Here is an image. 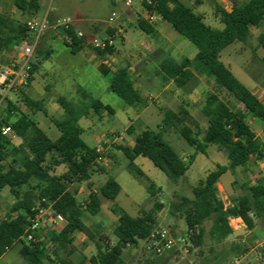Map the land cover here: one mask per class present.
I'll return each mask as SVG.
<instances>
[{"label":"trees","instance_id":"1","mask_svg":"<svg viewBox=\"0 0 264 264\" xmlns=\"http://www.w3.org/2000/svg\"><path fill=\"white\" fill-rule=\"evenodd\" d=\"M149 1L150 3L142 1L143 9L155 11L159 20L170 24L197 50L193 59L184 58L179 63L170 58L163 60L159 64L163 83L172 82L177 88H184L196 78V72L192 69L195 66L197 74L212 78L217 88L225 90L243 106V111L231 109L217 94L210 93L201 108L207 120L202 140H198L185 125V120L191 122L185 111L174 113L165 110L162 125L158 126L157 130L144 129L134 137L131 147L117 145V149L128 160V173L137 180L148 182L146 190L151 197H155L154 185L135 165L134 160L137 157L150 160L174 184L184 176L195 157H190L186 162L177 154L162 137L165 128L174 127L189 145L194 146L196 154H206L209 145L224 151L228 165H217L215 170L191 188L189 197L176 196L172 208L184 218L186 233L193 232L189 237L193 246L203 245V225L211 220L210 236L228 247L220 252V258L225 259L228 254L237 256L243 253L241 246L234 240L225 242V237L233 231L229 218L239 217L249 233L253 230L255 221L264 224V183L260 179H254L241 184L242 194L233 198L228 207H225L218 196L217 184L220 177L228 171L233 174L236 169H247L251 161H264L263 147L248 123V116L264 123V104L220 61V53L233 42L245 43L250 36V28L262 26L264 0H245L241 3L233 0L230 11L216 7L215 16L223 24L221 30L211 28L201 15L181 0ZM14 5L22 14L30 16L40 9L39 0H14ZM47 18L50 24L54 23L53 16L48 15ZM134 27L146 35H156L153 26L144 18H137ZM66 33L67 36L61 38L68 41L65 46L75 54L86 44L85 37L78 36L73 26L68 27ZM107 34L114 36V29H108ZM32 36L26 22L0 14V51L13 49L22 42H29ZM260 44L264 50L263 36L260 37ZM90 48L102 58L100 71L109 77V90L126 106L146 107L147 99L142 98L134 88L126 69L119 67L111 72L104 63V56L113 54L114 47L101 50L92 45ZM35 50L36 53L39 52L37 47ZM262 61L264 64V54ZM37 70L38 64L32 62L31 75ZM81 95L84 99L88 98L84 92H81ZM18 98L28 108L47 115L41 102L31 100L23 92ZM55 101L67 115V118L61 121L50 118L59 131V137L55 140H51L40 130L27 114L17 110L12 102L6 103L4 117L0 118V128L9 126L12 135L21 140L16 145L10 138L0 134V192L8 189L13 198L10 212L14 214L10 219L0 220V258L14 245L19 244L18 254L25 264H123V252L129 247H137L139 241H146L150 237L157 226L156 214L162 209V204L154 202L153 208L142 210L138 216L129 215L115 203L121 187L113 177H108L106 182L95 190L88 185L90 193L87 200L80 203L76 199L77 185L87 183L97 169L105 171L96 163L95 148H90L82 141V129L78 121L87 115V110L95 113L105 110L110 114H113V110L99 100L91 99L86 111L74 107L62 97L56 98ZM61 165L66 166V171L56 175L55 168ZM103 200L112 202L109 210L117 217L112 231L117 238L115 244L98 238L83 221L85 213L91 216L100 213ZM48 205L64 217V226L60 230H49L45 241H40V235H36L35 242L19 240L30 224L36 208ZM76 233H82L95 241V254L87 257L77 251L73 245V235ZM258 253L259 263H264V249L258 250ZM209 263L210 261L205 259L203 264Z\"/></svg>","mask_w":264,"mask_h":264},{"label":"rangeland","instance_id":"2","mask_svg":"<svg viewBox=\"0 0 264 264\" xmlns=\"http://www.w3.org/2000/svg\"><path fill=\"white\" fill-rule=\"evenodd\" d=\"M142 1L143 0H139L140 11H142ZM181 1L195 13H201L202 11L204 13V22L211 28L216 30H221L223 28V24L215 17L211 5L204 3L200 6L193 7L189 4L191 0ZM0 3L4 4L8 10L13 9V0H0ZM40 5L41 7L38 12L39 19L42 18L46 12L47 16L58 14L61 17L70 18H73L75 15H83L87 23L85 25L86 27L80 31L86 38H92L94 36L105 38L107 29L100 24H106L111 15L110 13L115 10L116 15L120 16L117 19L114 18V22L108 26L110 29H114L115 49L120 48L119 39H117L120 34L117 32L116 25L122 22L121 16L123 14L129 16V26H127V30L130 39H137L139 41L152 40L151 35H146L134 27L135 20L138 16L132 15L130 8H126L125 11L121 10L124 6L123 0L118 1L115 5L111 4V0H41ZM11 15L14 20L18 21L29 19L28 16L20 14L19 11L15 9L14 13L11 12ZM57 18L58 16L55 15L54 22ZM125 19L127 20V18H124V20ZM154 26L158 28L162 27L163 29L166 26L169 29L168 34H166V32L162 34L166 37L165 40H163V45H170L172 48L170 55H167L168 58L179 63L182 59H191L192 56L195 55L197 50L194 45L177 33L168 23L159 20ZM47 32L48 31L43 35ZM261 36L264 37V23L259 28H251V34L245 43L239 41L233 42L220 53V61L230 69L241 84L250 91H256L259 99H262V93L264 92V64L262 61L264 50L260 44ZM143 45L147 46L148 44L143 42ZM39 47V52H34L32 58L33 62L39 63V69L33 76V92L31 97L33 100L43 101V109L46 111L47 115L41 111L28 108L17 95L12 97V103L15 104L16 109L27 114L37 124L40 130L51 140H55L59 137V131L52 124L50 118L60 121L67 118L65 111L56 103V98L62 97L74 107L85 111L89 107V100L82 99L76 92V86L80 85L84 87L93 98L98 97L103 104L109 105L113 110V114H108L107 111L95 113L92 110H87V116L82 117L78 122V125L82 129V141L90 148H95L108 140L112 133L122 136V140L119 141V143L116 142L107 148L106 160L108 163L106 166H101L105 172L97 169L98 171L96 174L94 173L87 183L85 182L77 185V191L80 187L82 191L76 194V199L80 203H83L87 200L90 190L88 185L91 186V189H97L106 182L108 177H113L121 187V191L115 203L129 215L133 217L138 216L140 214V212H137L138 210L151 209L153 208V204L150 205L151 201L158 202L162 204L163 211L156 217V227L166 228L176 236H185V220L178 212L173 210L172 202L176 196L189 197L191 195V188L196 186L200 180L204 179L206 172L214 170L217 165H226L228 162L226 153L224 151H218L213 145H209L206 149V154H196L194 146L189 145L174 127L170 126L165 128L162 137L170 147L183 157L186 162L189 161L190 157L195 156V159L184 176L180 177L177 183L174 184L162 171L156 168L150 160L145 157H139L137 161L139 165H141L142 160H145V162L149 163L153 168L152 171L147 172L149 180L154 181L155 184L161 188V193H158L157 196L155 194V197H151L146 190L148 182L146 180H137L128 173L126 169L128 160L122 152L117 149V145L126 146L127 142H125L123 138H126L127 134L125 130L130 124H133L136 134L144 129L157 130V127L162 125L163 112L167 109L177 111L179 109L178 101L184 98L186 99V104L184 105H186L193 114V120L198 124L200 129L196 131L193 123L189 121H185V124L195 132L198 139H201L203 130L207 126L201 108L208 94H217L219 98L233 110L243 111V106L237 103L225 90L217 88L212 78L197 74L196 67L194 66L192 69L200 79L195 78L182 89L176 88V86L173 85L172 93H169L170 106L166 102H157L156 105L152 104L153 100L150 98L157 100V97L160 96V90L157 87H150L147 79L153 74L152 70L148 68L146 70L147 72L140 78L142 82L137 88L142 98L147 97L148 106L146 108L129 107L126 106L118 96L112 92H108L104 83L97 78L88 66H77L72 69L69 65H63V61H67L68 59L77 61V57H73L66 53L65 51H67V49L61 41L49 39L45 45L42 44L39 45ZM48 50L50 51V55L44 59L45 53ZM8 57L11 58L8 53L0 51L1 59L7 60ZM46 86H48L47 89L45 88ZM176 89L179 97H175L173 94ZM6 107L7 105L5 103L0 106V118L4 117ZM17 117L14 118L16 119ZM250 118L251 117L248 116V121ZM263 124L261 120L255 119L250 125L251 128L255 130L256 126H263ZM257 133L260 134L258 140L264 150L263 127L260 131H257ZM7 137L13 142H17L18 140L11 132ZM127 140L130 142L131 138L128 137ZM109 162L111 163L110 165ZM140 167H142V165ZM248 169L252 172V175H258V172L263 173L264 161H251L247 170ZM247 170L236 171L233 174L228 171L221 176L220 181L223 183L221 186L226 187L229 192H220L218 190V196L227 207L233 198L242 194L240 185L248 181H253L252 176H249ZM65 171L66 166L55 168V173L57 175H61ZM232 179L231 187H229V182ZM12 203L13 198L10 196L9 191L7 189L2 190L0 192V220L10 219L14 216V214L10 212ZM102 203L104 205L103 209L106 211L107 201L103 200ZM159 211H157V213ZM102 214L100 212L96 216H91L85 213L83 215V221L93 233L94 229L99 231V235H97L98 238H102L110 243L112 240L114 222L103 220L105 217H102ZM211 224L212 222L209 220L203 225L205 234L203 245L200 247L192 245L189 246L187 250L181 247L179 250L166 252L159 256L150 252L147 243L139 241L137 247H129L123 252V264H203L205 259L210 261L209 264L216 262L225 264V262L234 257L235 254H228L225 259L220 258V252L227 250L228 247L210 236L209 230ZM229 225L233 230L240 227L245 228L240 218H238V220L229 219ZM263 233L264 224L255 221V226L250 233L247 231L234 239V241L241 246L243 251V253L237 255L241 259L240 264H264L259 263V260L256 259L258 254L256 244L263 237ZM76 243L78 246L75 247L79 253L87 257L95 254V241H92L90 238L85 237L83 242L76 241ZM19 246V244H16L8 250L1 257L0 264H25V261L18 254Z\"/></svg>","mask_w":264,"mask_h":264},{"label":"crops","instance_id":"3","mask_svg":"<svg viewBox=\"0 0 264 264\" xmlns=\"http://www.w3.org/2000/svg\"><path fill=\"white\" fill-rule=\"evenodd\" d=\"M118 1H120V0H111V4L112 5H115ZM234 1H236V2H238V3H241V2H243V1H245V0H234ZM40 2H41V0H39V4H40ZM232 2H233V0H191V3H189L191 6H193V7H197V6H200V5H202V4H204V3H207V4H209V5H211L212 6V9H213V13H214V15H215V8L216 7H220V8H222V9H224L225 11H230L231 10V7H232ZM139 0H135L134 2H133V6H132V8H131V11H132V15H135V16H138V18H143V14H144V9H143V7H141V9H142V11H140V5H139ZM40 7H41V5H40ZM14 9L15 10H17V11H19V13L20 14H22V12L14 5V0H13V9L12 10H8L6 7H5V5L4 4H1L0 3V14L1 15H3V16H6V17H10V18H12V19H14L13 18V16L11 15V12H13L14 13ZM40 10V9H39ZM122 11H125L126 10V7L125 6H123V8L121 9ZM39 12V11H38ZM38 12L35 14V15H33V16H30V15H28V14H22V15H26V16H28L29 17V19H27V20H24L23 22H26V23H28L29 21H31V20H33V19H38L39 20V18H38ZM112 12H116L115 10H113ZM111 12V13H112ZM143 12V13H142ZM110 13V14H111ZM47 14V12L45 13V15ZM116 14V13H115ZM197 14H199V15H201L202 17H203V12L201 11V13H197ZM44 15V16H45ZM55 15H57L58 16V18L56 19V20H58V19H61V18H69L71 21H72V24H71V26H73L75 29H76V31L77 32H81L80 30L81 29H84L86 26V23H87V21H86V19L84 18V16L83 15H75L73 18L71 17H61V16H59L58 14H54V15H52L53 17H55ZM126 15V14H125ZM124 14L121 16V19H122V22L121 23H118L116 26H117V32L120 34L119 35V37H117V39H119V43H120V48H114V53L113 54H111V55H105L104 56V63L106 64V66L108 67V69L111 71V72H114L117 68H125L126 69V74H127V76L129 77V79L133 82V85H134V88L137 90V88H138V86L140 85V83L142 82L141 80H140V78L142 77V75L143 74H145L147 71V69L149 68V69H151L152 70V76L151 77H148V81H149V84H150V87H157L159 90H160V96L159 97H157V100H155L154 98H150V97H148V98H150L151 100H153L152 101V104L153 105H156L157 104V102H159V103H167V104H169V106H170V101H169V93H172V90H173V83L172 82H169V83H167V84H164L163 83V81H162V74L159 72V64L163 61V60H165V59H167L168 57H167V55L169 56L170 55V53H171V51H172V48H171V46L170 45H163V40H165V38L166 37H164V35H162L163 34V32H166V34H168V31H169V29L165 26L164 27V29L161 27V28H158V27H156V26H153V28L155 29V31H156V35H155V37L153 36L152 37V40H147V41H142V40H135V39H130V36H129V34H128V30H127V26H129V22H128V20H129V16H125ZM43 16V17H44ZM111 16V15H110ZM109 16V17H110ZM120 16V15H119ZM119 16H117L116 15V17H115V19H117ZM42 17V18H43ZM216 17V16H215ZM124 18H127V20L125 19L124 20ZM41 19V18H40ZM114 19V20H115ZM203 19H204V17H203ZM114 20H113V22H114ZM159 21V20H158ZM161 21V20H160ZM112 22V23H113ZM164 22V21H163ZM165 23H167V22H165ZM101 26H104L107 30L108 29H110L108 26L109 25H111V24H100ZM170 25V24H169ZM133 26V25H132ZM252 28H254V27H252ZM164 30V31H163ZM52 32L51 31H49L48 30V32L45 34V35H43L41 38H40V40H39V43H38V45H37V49H40V47H39V45H45L46 43H47V41L49 40V39H54V40H57V41H61L64 45H65V42H67L68 43V41L66 40V41H64L61 37H58V36H55L54 34H51ZM82 33V32H81ZM250 34H251V28H250ZM82 35H83V33H82ZM84 36V35H83ZM106 37L107 36H110L109 34H107L106 33V35H105ZM115 36V35H114ZM114 36H110L111 38H112V40L114 41V45H113V47H115V40H114ZM85 37V36H84ZM95 37V36H94ZM99 37V36H98ZM93 38V37H92ZM92 38H86L85 37V45L83 46V48L80 50V51H78L77 53H75V54H72L70 51H69V49L65 46V48L67 49V51H65L66 53H68V54H70V55H72L73 57H77V61H72V60H70V59H68L67 61H63V65H65V66H71L72 67V69L73 68H75V67H86V66H88L89 68H90V70H92V72L97 76V78L101 81V82H103L104 83V85L106 86V89H107V91L108 92H111L110 90H109V77L108 76H106V75H104V74H102V72L100 71V66H101V64H102V58H100L98 55H96L92 50H91V48H90V46H92V43H91V40H92ZM102 38V37H101ZM138 42V43H137ZM143 42H146L148 45L147 46H144L143 45ZM121 49V50H120ZM36 51V50H35ZM2 52H4V53H8L9 54V56L12 58V57H14V56H16L17 54H18V51L15 49V47L13 48V49H7V50H4V51H2ZM36 53V52H35ZM49 55H50V51L48 50L46 53H45V56H48L49 57ZM195 55H196V53H195ZM195 55L194 56H192V58L191 59H193L194 57H195ZM10 58L8 57V59L7 60H9ZM44 59H46L45 57H44ZM7 60H4V59H1L0 58V63L1 62H4V61H7ZM33 62V61H32ZM38 69H39V63H38ZM229 69V68H228ZM230 70V69H229ZM38 71V70H37ZM36 71V72H37ZM35 72V73H36ZM34 76V75H33ZM195 76H196V78H198V79H200V77H198L197 75H196V73H195ZM33 80H32V82H31V85H30V87L24 92L25 94H26V96L28 97V98H30L31 100H33V98L31 97V94H32V92H33ZM46 89L48 88V86H46L45 87ZM177 88V87H176ZM255 88V87H254ZM138 91V90H137ZM76 92L81 96V98L82 99H84L83 97H82V95H81V92H84L85 94H87V96H88V100H89V102H90V100L92 99V100H99L100 101V99L97 97V98H93L91 95H90V93H88L85 89H84V87H82V86H80V85H77L76 86ZM252 92V94H254L257 98H258V100H260L259 99V97L257 96V94H256V91H251ZM174 95H175V97H179V95H178V93H177V89L174 91V93H173ZM146 99H147V97H146ZM183 99V98H182ZM185 98L183 99V100H181V101H178L179 102V109L177 110V111H172V109H167V110H170V111H172V112H174V113H178L180 110H183V111H185L188 115H189V117H190V119H191V122L189 121V120H187V121H189L190 123H193V125H194V127H195V129H196V131H199V129H200V127L198 126V124L196 123V122H194V120H193V114L190 112V110L188 109V107H186V105H184V104H186L185 103ZM33 101H36V102H41L42 104H43V101L42 100H33ZM148 101V100H147ZM101 102V101H100ZM104 105H106V104H104ZM107 106H109V105H107ZM147 106H148V102H147ZM146 106V107H147ZM110 107V106H109ZM146 107H144V108H146ZM105 110H102V111H100L99 113H103ZM108 113V112H107ZM88 114V113H87ZM108 114H110V113H108ZM87 115H85V116H83V117H86ZM29 117V116H28ZM30 118V117H29ZM31 119V118H30ZM81 119V118H80ZM206 119V118H205ZM32 120V119H31ZM255 119L254 118H250L249 119V121H248V123H249V125L251 124V122H253ZM33 121V120H32ZM186 121V120H185ZM185 121H184V123H185ZM34 122V121H33ZM79 122V121H78ZM206 122H207V120H206ZM263 122V121H262ZM35 123V122H34ZM185 125H187V124H185ZM197 125V126H196ZM251 126V125H250ZM189 127V126H188ZM207 127V126H206ZM263 127V129H264V124H263V126H260V125H258V126H256V129L254 130V129H252L253 131H254V133H255V135H256V137L258 138V137H260V134H258L257 133V131H260V129ZM190 128V127H189ZM191 129V128H190ZM206 129V128H205ZM205 129L203 130V134H204V131H205ZM143 131V130H142ZM141 131V132H142ZM125 132H126V138H123V140L125 141V142H127V144H126V146H132L133 145V139H134V137L136 136V135H138L139 133H141V132H139L138 134H136L135 133V129H134V127H133V124H130L128 127H127V129L125 130ZM193 132V131H192ZM203 134H202V137H203ZM193 135H195V132H193ZM128 137H130L131 138V141L130 142H128ZM202 137H201V139H198V140H202ZM18 140H17V142H13V141H11L13 144H19L20 142H21V140L19 139V138H17ZM117 143H119V142H117ZM216 147V146H215ZM216 149L218 150V151H222V150H220V149H218L217 147H216ZM121 152V151H120ZM201 154V153H200ZM204 155V154H203ZM139 157H141V156H139ZM139 157H137L135 160H134V163H135V165L144 173V175L148 178V176H147V172H150V171H152V167L150 166V164L149 163H147V162H145V160H142V163H141V165H142V167H140L141 165H139L138 164V158ZM183 158V157H182ZM184 159V158H183ZM194 159H195V157H194ZM194 161V160H193ZM257 162V161H256ZM228 163H229V161L227 162V164L226 165H228ZM111 163L109 162V165H110ZM61 166H65V165H61ZM144 166V167H143ZM248 168V167H247ZM240 170H247V169H242V168H239ZM239 169H236V171H240ZM215 170V169H214ZM213 171V170H212ZM235 171V172H236ZM248 171V173H249V176H252V178H253V180L254 179H260V178H262L263 176H264V171H263V173H260V172H258V175H252V172L248 169L247 170ZM209 172H211V171H208V172H206L205 173V175H204V178L206 177V175L209 173ZM55 173V172H54ZM56 174V173H55ZM96 174V173H95ZM97 174H100V173H97ZM57 175V174H56ZM149 179V178H148ZM220 179H221V177H220ZM220 179H219V182H218V184H217V187H218V190L221 192H229V190L226 188V187H222L221 185L223 184L221 181H220ZM151 181V180H150ZM232 181H233V179L229 182V187H231V183H232ZM152 183H153V185H154V190L156 191V196H157V194L158 193H161V188L158 186V185H156L155 184V182L154 181H151ZM248 183H249V181H248ZM101 186V185H100ZM8 190V189H7ZM93 190H95V189H93ZM81 191H82V188L80 187L79 189H78V191H77V193H81ZM89 193H90V190H89V192H88V195H89ZM10 194V193H9ZM11 196V195H10ZM156 201H158V200H156ZM161 202V201H160ZM154 203V201L152 202L151 201V203H150V205L151 204H153ZM13 204V203H12ZM230 204H231V202L229 203V206H230ZM107 206H106V211H104V209H103V207H104V205H103V203H102V205H101V214H102V217H105V219H103V220H110L111 222H114V225H115V223H116V221H117V217L115 216V215H113L111 212H110V210L108 209L111 205H112V202H110V201H107V204H106ZM149 205V206H150ZM225 205V204H224ZM225 207H227L226 205H225ZM149 210V209H148ZM142 210H138L137 212H141ZM161 211H163V208L156 214L157 216L156 217H158V215H160V213H161ZM239 217H230L229 219L230 220H232V219H234V220H236V219H238ZM87 227H88V225H87ZM89 228V227H88ZM113 228H114V226H113ZM90 229V228H89ZM48 231V229L47 228H45V229H43L42 230V235L40 236V241H45L46 240V236H45V234H46V232ZM94 231V233L96 234V235H99V231H96L95 229L93 230ZM112 231H113V229H112ZM85 237L86 236H84V234H82V233H76V234H74L73 235V239H74V241H73V245L74 246H78L77 245V243H76V241H81V242H83L84 241V239H85ZM116 241H117V238L113 235V233H112V240L110 241V244H115L116 243ZM20 247V246H19ZM19 250V249H18ZM1 259V258H0Z\"/></svg>","mask_w":264,"mask_h":264},{"label":"built area","instance_id":"4","mask_svg":"<svg viewBox=\"0 0 264 264\" xmlns=\"http://www.w3.org/2000/svg\"><path fill=\"white\" fill-rule=\"evenodd\" d=\"M135 0H123V4L126 8H132L133 2ZM150 3L149 0H145ZM116 17L114 12L107 20V24H111ZM143 18L152 26L157 24L159 18L155 11H145ZM72 21L69 18H61L56 20L53 24L48 22L47 15L41 19H33L27 23V27L32 33V40L29 42H22L15 46L18 54L7 61L0 63V106L3 103L12 102L13 96H19L20 93H24L31 85L33 76L31 75V63L35 52V49L39 43L40 38L46 31H51L55 36H57V28L59 26L64 27L66 30L70 27ZM78 36H82L81 32H77ZM61 37V36H58ZM92 45L98 49H105L107 47H112L114 42L110 36L101 38L95 36L91 40ZM261 103L264 104V92L262 93ZM11 132L9 126H3L0 128V134L2 136H8ZM122 140V136L116 133L110 134V138L105 142L99 144L95 147L96 152V163L100 166H106V154L107 148ZM262 183H264V176L260 178ZM66 223L63 216L55 212L51 205L46 207H37L33 218L30 220V224L24 230L23 235L19 240L26 242H35L36 235H42V230L47 228L48 230H60ZM193 234L192 231L186 233L185 236H176L171 233L170 230L163 227H155L150 237L143 241L147 243V247L150 252L155 255H162L166 252L179 250L181 247L187 250L192 243L189 239L190 235ZM257 250L264 249V233L263 237L256 244ZM257 260H260L259 253L257 254ZM240 257L234 256L228 260L225 264H240Z\"/></svg>","mask_w":264,"mask_h":264},{"label":"water","instance_id":"5","mask_svg":"<svg viewBox=\"0 0 264 264\" xmlns=\"http://www.w3.org/2000/svg\"><path fill=\"white\" fill-rule=\"evenodd\" d=\"M57 32L61 37L67 36L66 30L62 26H59L57 28ZM246 232H247V230L244 227H240L238 229H235L225 237V242L233 241L236 237H239Z\"/></svg>","mask_w":264,"mask_h":264}]
</instances>
